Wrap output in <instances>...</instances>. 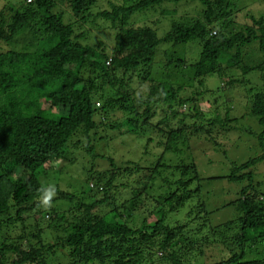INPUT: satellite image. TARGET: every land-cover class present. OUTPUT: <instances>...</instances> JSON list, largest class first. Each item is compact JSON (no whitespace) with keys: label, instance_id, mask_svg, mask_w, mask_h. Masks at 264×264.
<instances>
[{"label":"trees","instance_id":"obj_1","mask_svg":"<svg viewBox=\"0 0 264 264\" xmlns=\"http://www.w3.org/2000/svg\"><path fill=\"white\" fill-rule=\"evenodd\" d=\"M180 1L123 0L93 12L96 0H6L0 8V264H53L64 253L67 264H264V191L251 170L264 161V16L238 19L232 0H189L199 2L196 16L160 11L169 19L162 37L159 19L130 22L136 13ZM98 20L113 30L110 48L84 27ZM187 43L200 47L193 62L180 55L164 67H189L196 80L191 92L153 77L159 46ZM208 75L218 76L221 88L245 92L247 113L262 127V152L233 164L229 180L243 184L231 202L237 216L210 226L223 253L199 262L193 246L198 253L206 246L171 224L169 214L199 191L201 178L192 158L170 164L169 153L237 119L226 110L204 120L199 99L209 90ZM109 130L118 131L122 145L129 135H148L137 149L142 158L122 166L99 153L97 143L107 137L100 133ZM78 156L81 188L48 184L49 172L67 171ZM97 158L109 168L96 171ZM125 175V184L116 183ZM156 183V204L138 213L152 204L146 196ZM119 188L130 189L131 198L117 200L112 190ZM46 190H52L48 203ZM17 226V239H6L4 232Z\"/></svg>","mask_w":264,"mask_h":264},{"label":"rangeland","instance_id":"obj_2","mask_svg":"<svg viewBox=\"0 0 264 264\" xmlns=\"http://www.w3.org/2000/svg\"><path fill=\"white\" fill-rule=\"evenodd\" d=\"M232 1L236 4L237 9H239L240 14L238 19L242 18L243 14L264 16L263 0ZM5 2L6 0H0V8ZM122 2L123 0H96L92 11L109 9L111 4H121ZM162 9L170 10V16L172 17H181L183 15L196 16L200 11V5L199 2L189 0H182L178 3L166 2L155 10L136 13L132 16L130 22L142 24L148 20L153 21L159 19L160 21L156 24V33L158 37H162L165 33L164 30L166 31L169 27V25H167L169 19L160 14ZM90 23H87L84 27L91 31L93 34L91 37L102 39L107 47L110 48L111 45H113V30L111 27L102 20L96 21L98 26H93L94 23L90 25ZM20 45L21 44H16L15 48H20ZM199 51L200 47L195 43L179 44L176 47H171L168 44L159 46L154 58L153 77L157 80L181 83L185 85L187 92H191L196 85V80L193 79V72L189 67H185L181 70H173V67H171L169 70H166L164 66L169 59H172V57L178 58L180 55L183 56L187 62L189 61L188 63H192L193 59L199 54ZM205 85L209 90L199 99L200 110L202 113H205L204 120L211 118L215 113H219L224 117L226 110H228L230 117L234 116V118L237 119L233 120L228 126L212 127L213 132L212 135L209 136L212 140L207 139L209 138L206 136L207 134L198 132L192 136L189 146L188 144L180 146L179 148L181 151L179 153H177V149L169 153L171 158L169 160L170 164H176L182 159L190 160L189 158H192L195 161L201 178L199 179L200 181H198L200 186L199 191L196 192L193 197L189 195V198L184 200V205L179 206V211L169 214V219L173 220L171 224L183 226L185 234L198 241L197 245H201V248L204 247V245L206 246L203 250L205 256H203V251L202 253H198V247L193 246V255H199V262H202L204 259L210 261L218 260V258L221 257V253H223L222 247H219V245L211 241L214 239L212 237L213 230L210 226L220 224L223 221L237 216V212L232 207L231 202L236 199L243 184L241 182L229 180V174L233 164H240L262 152V146L257 136L262 130V127L259 125L255 116L247 113L248 106L246 105L247 99L245 97V92L243 90L241 91L240 88L231 90L221 88L223 84L216 75H208L205 80ZM216 88L219 89V91L210 93V89L216 90ZM186 106L187 108L185 109H188V105ZM183 109L184 107L182 110ZM109 120H112V117H109ZM206 126L208 127L209 125L206 124ZM100 134L107 135V137L98 141V152L116 158L119 161V165H125L126 159L139 160V158H142L141 153L143 150L137 149L138 147L143 148V143L148 135L143 138L140 137L139 139H134L133 135H129L128 137H124V144L122 145L120 143L121 137L118 131L114 132L117 137H115L110 130ZM130 148L136 149L135 153L129 154L124 150ZM150 161L151 159L144 160L146 164H149ZM80 162L81 159H79L78 156L76 159H73L72 162H67V171L64 169V172H57V170L49 172L47 174L48 184L50 183L52 186H55V184L59 182L63 190L69 189L71 191L81 188V176L83 174L81 167L83 164ZM93 167L96 171H103L109 168L108 163L102 160V158H97L93 163ZM251 170L255 176L254 181L259 183L257 186L258 189L264 191V161L255 164ZM118 182L125 184L127 182L126 175L119 177L116 183ZM158 184L159 183L154 184L155 187L148 190L149 196L144 194V196L149 197L148 200L151 201L153 205L144 203V207L139 212L137 211L138 213H142L147 208L149 209L156 204L155 197L158 192L157 187L159 188ZM67 187L68 189H66ZM112 192L115 193L114 195H116L117 200L130 199L132 196V191L130 192L128 188H119L112 190ZM150 196H154V198ZM145 201H147V199ZM59 206L63 207L60 210H64L66 208V203H59ZM136 208L138 207L134 209ZM137 212L135 213V217H137ZM45 219H50V217L45 216ZM201 224H205V226L201 227ZM45 226L46 225H43V227ZM20 232L21 229L17 226L8 234L4 232V235L8 240H16ZM218 235L219 232L216 236L218 237ZM207 236H209V238H206ZM204 237L206 239H203ZM210 254H213L214 257H210ZM5 258L10 259V256L6 255ZM57 261L61 264H67L68 259L66 258V253L57 256L53 264H56Z\"/></svg>","mask_w":264,"mask_h":264},{"label":"clouds","instance_id":"obj_3","mask_svg":"<svg viewBox=\"0 0 264 264\" xmlns=\"http://www.w3.org/2000/svg\"><path fill=\"white\" fill-rule=\"evenodd\" d=\"M51 195H52V190H46V195H45V197H44L43 202H44V203H48V201H49L50 198H51Z\"/></svg>","mask_w":264,"mask_h":264},{"label":"built area","instance_id":"obj_4","mask_svg":"<svg viewBox=\"0 0 264 264\" xmlns=\"http://www.w3.org/2000/svg\"><path fill=\"white\" fill-rule=\"evenodd\" d=\"M214 33V32H213Z\"/></svg>","mask_w":264,"mask_h":264}]
</instances>
